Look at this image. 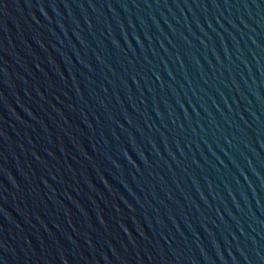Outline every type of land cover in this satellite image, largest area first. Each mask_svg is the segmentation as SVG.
Masks as SVG:
<instances>
[{"label": "water", "instance_id": "95a60500", "mask_svg": "<svg viewBox=\"0 0 264 264\" xmlns=\"http://www.w3.org/2000/svg\"><path fill=\"white\" fill-rule=\"evenodd\" d=\"M0 264H264V0H0Z\"/></svg>", "mask_w": 264, "mask_h": 264}]
</instances>
